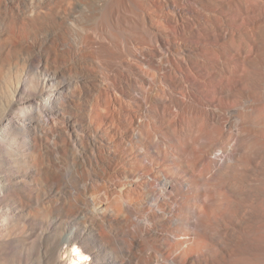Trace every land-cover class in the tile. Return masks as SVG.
<instances>
[{"label": "bare ground", "instance_id": "obj_1", "mask_svg": "<svg viewBox=\"0 0 264 264\" xmlns=\"http://www.w3.org/2000/svg\"><path fill=\"white\" fill-rule=\"evenodd\" d=\"M0 264H264V0H0Z\"/></svg>", "mask_w": 264, "mask_h": 264}, {"label": "rangeland", "instance_id": "obj_2", "mask_svg": "<svg viewBox=\"0 0 264 264\" xmlns=\"http://www.w3.org/2000/svg\"><path fill=\"white\" fill-rule=\"evenodd\" d=\"M65 248H66V247H64L63 252H64ZM61 260H64V261L66 262V256L63 255V257L61 258Z\"/></svg>", "mask_w": 264, "mask_h": 264}]
</instances>
